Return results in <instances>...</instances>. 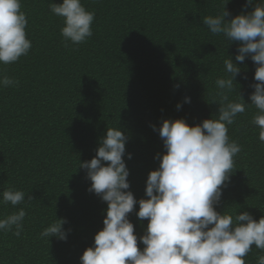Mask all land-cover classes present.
I'll use <instances>...</instances> for the list:
<instances>
[{
	"label": "trees",
	"instance_id": "obj_1",
	"mask_svg": "<svg viewBox=\"0 0 264 264\" xmlns=\"http://www.w3.org/2000/svg\"><path fill=\"white\" fill-rule=\"evenodd\" d=\"M224 2L81 0L95 13L93 35L73 44L61 35L63 18L50 12L49 0H20L32 47L17 62L0 64V75L19 81L0 87V193L13 187L26 198L16 206L0 203V218L20 208L26 216L19 237L0 231V264H81L83 251L103 228L107 204L88 190L91 181L79 163L95 156L107 128L118 127L127 136L129 191L137 200L147 199V176L166 151L158 133L161 121L183 118L193 126L217 118L214 82L227 75L228 56L241 68L229 100L238 101L239 94L251 102L256 65L250 57L236 62L240 42L214 35L202 23L205 16L220 14ZM246 3L228 0L225 19L251 11ZM257 111L246 105L228 126L230 141L241 151L216 206L233 215L247 211L256 220L264 216V142L251 123ZM138 208L128 219L142 250L139 237L148 220L137 218ZM56 218L66 221V240L42 238ZM259 255L264 252L253 245L246 264H256Z\"/></svg>",
	"mask_w": 264,
	"mask_h": 264
},
{
	"label": "clouds",
	"instance_id": "obj_2",
	"mask_svg": "<svg viewBox=\"0 0 264 264\" xmlns=\"http://www.w3.org/2000/svg\"><path fill=\"white\" fill-rule=\"evenodd\" d=\"M227 3L225 0L220 14L205 16L202 23L210 33L240 42L236 62L242 64L250 57L256 65V83L250 85L254 89L249 96L251 102L245 103L239 94L238 101L229 100L234 85L239 86L235 77L241 68L227 55V75L214 82L220 97L217 118L193 126L183 118L161 121L158 133L166 151L159 156V167L147 176V199L137 200L129 191L130 173L124 159L126 155L131 159V154L126 153L127 136L118 127L107 128L95 156L79 163L91 181L88 190L107 204L103 228L95 234L93 246L83 251L81 264H246L245 257L253 245L264 252V216L256 220L247 211L234 215L216 211L223 189L230 182L233 158L241 151L236 141H230L228 126L245 112L246 105L258 110L251 123L259 128L258 139L264 142V0H247L245 7L252 5V10L230 20L225 19L230 15ZM20 9V0H0L2 65L17 62L32 47L26 38V15ZM49 10L63 18L60 31L65 42L80 44L93 35L95 13L87 11L81 0H49ZM18 83L8 75H0V87ZM184 102L189 103L190 98L185 97ZM0 197V203L16 206L25 201L26 193L9 187ZM137 204V218L148 220L145 234L139 237L142 250L128 219ZM25 216L24 208H20L0 218V231H12L19 237ZM64 223V219L56 218L41 237L66 240ZM256 264H264V255L257 256Z\"/></svg>",
	"mask_w": 264,
	"mask_h": 264
}]
</instances>
